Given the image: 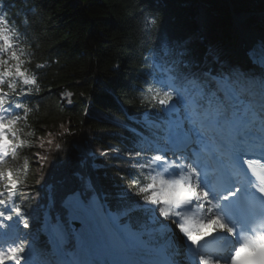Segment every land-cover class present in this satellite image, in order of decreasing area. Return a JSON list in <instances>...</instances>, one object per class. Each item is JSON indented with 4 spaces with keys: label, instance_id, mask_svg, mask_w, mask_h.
Returning <instances> with one entry per match:
<instances>
[{
    "label": "trees",
    "instance_id": "1",
    "mask_svg": "<svg viewBox=\"0 0 264 264\" xmlns=\"http://www.w3.org/2000/svg\"><path fill=\"white\" fill-rule=\"evenodd\" d=\"M230 2L232 8H230ZM9 27L11 49L0 53V72L21 70L35 84L6 76L0 87L20 93L13 125L15 152L0 164L19 181L17 205L30 219L27 230L46 242L38 227L43 181L54 184V209L63 219L61 200L76 190L86 196L102 190L112 207H127L134 224L147 222L148 213L136 208L142 197L126 190L139 177L141 187L156 178L136 167L139 127L127 114L139 117L154 105L157 82L153 61L183 75L193 73L207 95L204 68L216 67L215 54L227 57L225 42L234 35L231 12H255L249 22L264 29V0H0ZM156 23L151 24L152 20ZM183 61H186L183 64ZM39 66V67H37ZM39 88V91H37ZM71 93L66 105L61 93ZM208 96V95H207ZM12 119V118H11ZM67 129L68 131H64ZM51 134V136L49 135ZM54 143H46L48 139ZM44 143V147H41ZM61 144L60 149L55 144ZM105 150L103 169H92L91 154ZM39 153V156L36 154ZM47 157L41 160L40 157ZM9 178L0 181L8 186ZM119 192L124 198H118ZM151 194V191L147 195Z\"/></svg>",
    "mask_w": 264,
    "mask_h": 264
},
{
    "label": "snow or ice",
    "instance_id": "2",
    "mask_svg": "<svg viewBox=\"0 0 264 264\" xmlns=\"http://www.w3.org/2000/svg\"><path fill=\"white\" fill-rule=\"evenodd\" d=\"M155 23L153 19L151 24ZM6 24L7 21L0 18V40L4 42L3 46H0V51L12 47L8 35L9 29L4 26ZM247 54L254 62L264 63V45L249 50ZM12 57L16 60L14 71L5 68L0 72V83L4 82L5 76L15 75L23 78L26 85L35 84L36 80L29 78L21 70L20 58L15 52H12ZM0 63L4 62L0 61ZM185 79L187 78L172 77L160 81L164 88L169 89L162 93L156 91V99L165 106L162 111H167L171 115L180 111L176 105L188 103L184 96ZM213 79L216 81V90L207 94L208 105L204 106L193 100L191 103L195 106V110L185 112V119L191 124L188 130L183 126L185 121L179 118L175 124L168 122L169 127L166 129L167 135L164 139L169 146H157L152 149L161 154L147 157L144 156L147 150L143 148L135 153H128L130 157H143L147 160V163L139 165L141 169L151 170L166 164L169 152H172L173 157L187 161L180 167V171L186 173L183 183L177 180L169 184L160 179L161 187L157 189L153 178L152 183L141 187L142 181L137 177L126 190V195L130 197L143 198V203L137 200L135 206L150 214V222L154 227L149 229L147 234L153 238L160 237L164 241L162 248L151 250L156 258L144 264H181V261L174 258L181 254L175 245L174 229H178L183 237H186L184 257L187 264H220L221 260L224 264H264V234L247 235L249 230L255 232L253 225L264 227V180H255L243 167L246 152L241 148L249 135L256 134L262 141V151H264V123L259 128H255L254 116L249 115L252 109L245 98V85L242 81H233L229 77H213ZM189 83L201 96L205 95L195 81ZM7 95L0 90V111L8 112V108L4 107L5 104L11 107ZM16 107L20 108L23 105L17 104ZM17 119L19 117L7 120L0 117V152L5 155L10 148L13 153L15 152L16 141L9 139V133L13 137L16 136L13 125ZM46 143L52 145L54 139L50 138ZM190 145H194L191 152L188 151ZM40 146L44 147V143ZM61 147V144H55L56 149ZM101 154L109 153L105 150ZM36 155L39 156V153ZM40 159L46 160L47 157L41 156ZM2 175L3 173L0 172V176ZM8 178L12 189H15L17 181L12 179L11 172L8 173ZM149 191L152 193L151 196L147 195ZM161 197L163 206H159ZM193 204L201 213V218L195 221L190 220L179 210L171 211L173 205L179 209L181 206L191 208ZM65 206L70 220L79 219L86 225L79 232L73 230L77 245L85 258L63 251L67 233L63 224L57 219L55 223H46L43 229L49 235L52 254L57 257L55 264H94V261L88 257L107 255L116 249L117 242L114 239L107 243L101 242L97 234L87 226L90 219L98 213V207L80 200L78 194H70ZM160 215L164 220L159 219ZM21 224L24 229H29L30 219L21 205L15 204L9 192L5 198H0V264L6 261H14L15 264H21V261L24 264H35L36 237L30 231L21 232ZM213 233L216 236H212ZM143 235L141 233L134 236L133 243L144 246L146 242L142 239ZM206 237L220 238L224 243L214 251H203L204 245L207 244ZM241 239L243 243L240 242ZM4 245L8 247L5 249ZM166 249H171V253L164 254ZM249 249L258 251L259 254L242 257L241 254ZM40 264H51V262L41 260ZM113 264H137V262L113 261Z\"/></svg>",
    "mask_w": 264,
    "mask_h": 264
},
{
    "label": "bare ground",
    "instance_id": "3",
    "mask_svg": "<svg viewBox=\"0 0 264 264\" xmlns=\"http://www.w3.org/2000/svg\"><path fill=\"white\" fill-rule=\"evenodd\" d=\"M243 21H244L243 17L238 18L239 25H241ZM253 35H250L249 37L251 39L258 38L264 43V33H254ZM178 181L183 183L184 177L178 179ZM89 203H92L94 207H98L95 200H91V202ZM103 219L104 218L99 208L98 213L90 219L87 226L91 228L97 234L99 241L107 243L109 242V240L114 239L117 242V246L114 251H112L110 254L102 255V257H104L107 260V264H113V261L122 262L126 260H133V261H136L137 264H144V262L156 258L155 255L152 253V251H149V253H145V248L143 246L135 245L133 243V240L127 241L125 239H118L114 235L110 226L104 224ZM82 224H83V228H85L86 225L84 223ZM214 236H216L215 233H214ZM158 248H162V247H158ZM168 251L169 249L164 250V252H168ZM220 264H224V263L220 261Z\"/></svg>",
    "mask_w": 264,
    "mask_h": 264
},
{
    "label": "rangeland",
    "instance_id": "4",
    "mask_svg": "<svg viewBox=\"0 0 264 264\" xmlns=\"http://www.w3.org/2000/svg\"><path fill=\"white\" fill-rule=\"evenodd\" d=\"M234 45V44H233ZM232 44H230V49L232 48V47H234ZM230 68H232V69H235L234 71H235V73H233V75H235V78H237V77H240V76H242V74L244 73V71H246L245 69H243L242 67V69L241 68H235V66L234 65H231L230 66ZM244 79L245 80H251V77H244ZM250 97H252V95L250 96ZM62 98L65 100V101H67V102H69L70 101V94L69 93H64L63 95H62ZM256 102L258 103V104H262V103H264V97L263 96H261L260 98H258L257 100H256ZM257 109H259V107H256V110ZM147 121L148 122H150L152 125H154V123L152 122V121H150L148 118H147ZM152 127V126H151ZM148 147V146H147ZM142 148H146V145L145 146H142ZM163 167L164 166H161V167H154V169H152L153 170V172H155L156 174H158L159 176H160V179H163V180H165L167 183H171V182H173V181H177L178 180V178H177V176H171V177H169V176H165V174H164V169H163ZM181 174L182 175H184V173L183 172H181ZM161 187V185L159 184V188ZM79 195V194H78ZM79 198H80V200H82L81 199V196L79 195ZM91 200H95L96 201V203H97V205L99 206V208H100V205H99V202H98V200H97V198H96V196H94V197H92V198H90L87 202H85V203H89V202H91ZM83 201V200H82ZM159 206H163V198L161 197V203H160V205ZM159 206H157V207H159ZM176 210H179V211H181L184 215H186L190 220H193V221H195V220H197V219H200L201 218V213L199 212V210L197 209L196 211H194V212H186V211H183V210H181L180 208L179 209H177L176 207H175V205H173L172 206V209H171V211H176ZM159 219L160 220H164V217L162 216V215H160L159 216ZM152 227H154V225H152L151 223L147 226V227H145V229H142L141 231H139V233H143V234H145V236H146V239H148V240H152L153 242H154V240L156 239V238H153L152 236H150V235H148L147 233H148V230L149 229H151ZM175 230V232H176V235H175V238H174V240H175V244L176 243H178L179 241H182V244L185 242V238L186 237H183V235L179 232V230L178 229H174ZM163 243H164V241H163ZM162 243V244H163ZM161 244V245H162ZM158 246H160V245H158ZM157 246V247H158ZM80 250V248H79V246L77 245V242H76V248H75V253L77 254V252ZM77 251V252H76ZM184 250H180V255L179 256H176V257H174L175 259H177V260H179V261H181V263L182 264H187V261L185 260V257H184ZM221 262L222 263H224V261L223 260H221Z\"/></svg>",
    "mask_w": 264,
    "mask_h": 264
},
{
    "label": "water",
    "instance_id": "5",
    "mask_svg": "<svg viewBox=\"0 0 264 264\" xmlns=\"http://www.w3.org/2000/svg\"><path fill=\"white\" fill-rule=\"evenodd\" d=\"M71 224L74 227V230L79 232L81 230L82 224L80 221L71 220Z\"/></svg>",
    "mask_w": 264,
    "mask_h": 264
}]
</instances>
